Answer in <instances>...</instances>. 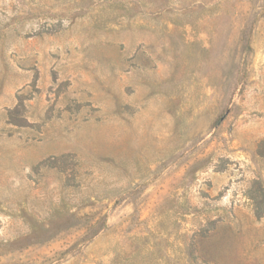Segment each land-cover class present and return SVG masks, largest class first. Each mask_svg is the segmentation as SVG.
<instances>
[{
    "label": "rangeland",
    "instance_id": "rangeland-1",
    "mask_svg": "<svg viewBox=\"0 0 264 264\" xmlns=\"http://www.w3.org/2000/svg\"><path fill=\"white\" fill-rule=\"evenodd\" d=\"M0 264H264V0H0Z\"/></svg>",
    "mask_w": 264,
    "mask_h": 264
}]
</instances>
